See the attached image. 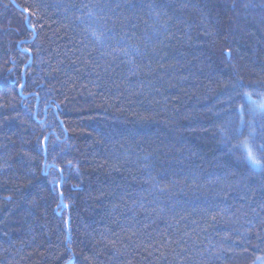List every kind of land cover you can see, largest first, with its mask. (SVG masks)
Wrapping results in <instances>:
<instances>
[{
	"label": "trees",
	"instance_id": "obj_1",
	"mask_svg": "<svg viewBox=\"0 0 264 264\" xmlns=\"http://www.w3.org/2000/svg\"><path fill=\"white\" fill-rule=\"evenodd\" d=\"M262 105L264 0H0V264L264 262Z\"/></svg>",
	"mask_w": 264,
	"mask_h": 264
},
{
	"label": "snow or ice",
	"instance_id": "obj_2",
	"mask_svg": "<svg viewBox=\"0 0 264 264\" xmlns=\"http://www.w3.org/2000/svg\"><path fill=\"white\" fill-rule=\"evenodd\" d=\"M23 11L28 12L27 9H24ZM32 15H33V13L29 12L28 15L24 16V23H25L26 26H31L32 25V21L30 19V17ZM225 55L230 57V55H231L230 51H227L226 50ZM243 100L245 102H250V96H248L247 94H245V96L243 97ZM236 147H237V150H243L242 146H240V145H237ZM259 150L260 151H264V148H261ZM246 159L250 162V164H251V166L253 168H256V167H258L260 165V160H258V159L255 158V156L253 155L251 149H248L247 150Z\"/></svg>",
	"mask_w": 264,
	"mask_h": 264
},
{
	"label": "rangeland",
	"instance_id": "obj_3",
	"mask_svg": "<svg viewBox=\"0 0 264 264\" xmlns=\"http://www.w3.org/2000/svg\"><path fill=\"white\" fill-rule=\"evenodd\" d=\"M263 107H264V105H262ZM248 150V149H247ZM259 264H264V262H262V263H259Z\"/></svg>",
	"mask_w": 264,
	"mask_h": 264
}]
</instances>
